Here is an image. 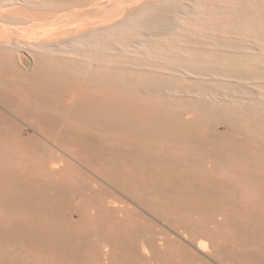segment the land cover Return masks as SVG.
<instances>
[{"label":"rangeland","instance_id":"374dc122","mask_svg":"<svg viewBox=\"0 0 264 264\" xmlns=\"http://www.w3.org/2000/svg\"><path fill=\"white\" fill-rule=\"evenodd\" d=\"M224 1L208 0L204 17L214 18L211 3L234 6ZM206 19L189 20L187 34L209 32L202 25L215 22ZM0 69L20 71V65ZM50 69L45 77L0 82V163L18 164L23 189V196L1 200L7 223H17L0 231L1 251L25 253L40 264H103L106 258L109 264H264V158L250 152L260 149L259 141L236 130L220 147L153 135L91 97L70 111L83 79L56 64ZM161 143L174 149L189 143L191 153L166 154ZM54 162L65 173H52Z\"/></svg>","mask_w":264,"mask_h":264},{"label":"bare ground","instance_id":"6f19581e","mask_svg":"<svg viewBox=\"0 0 264 264\" xmlns=\"http://www.w3.org/2000/svg\"><path fill=\"white\" fill-rule=\"evenodd\" d=\"M231 1L227 11L216 2L208 6L213 19L220 17L216 22L204 17L208 0H0V64L20 65V71L0 69V82L45 77L56 64L83 79L82 92L67 104L70 111L91 97L102 102L100 108L113 106L119 118L153 129V135H176L191 144L226 146L221 139L236 130L260 142L250 152L263 159L264 0ZM205 18L215 22L202 25L209 32L187 34L189 20ZM191 144L159 147L187 156ZM60 166L49 170L65 173ZM208 246L200 243L201 249ZM110 249L105 246L106 256ZM0 260L42 262L6 250H0ZM109 263L106 258L103 264Z\"/></svg>","mask_w":264,"mask_h":264},{"label":"crops","instance_id":"0c3cea01","mask_svg":"<svg viewBox=\"0 0 264 264\" xmlns=\"http://www.w3.org/2000/svg\"><path fill=\"white\" fill-rule=\"evenodd\" d=\"M2 154H5L6 156V151H3ZM17 166L18 164L14 163H0V197H2V199L0 198V203L1 200L5 201L7 196H23V189L21 186L22 172ZM0 213H2V216L4 217V219L0 217V231L6 232L7 230L17 228V223H7L9 221L6 218L5 210L1 205Z\"/></svg>","mask_w":264,"mask_h":264}]
</instances>
